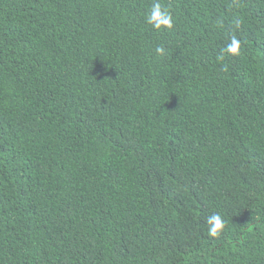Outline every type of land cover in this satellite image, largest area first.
<instances>
[{"label":"trees","instance_id":"1","mask_svg":"<svg viewBox=\"0 0 264 264\" xmlns=\"http://www.w3.org/2000/svg\"><path fill=\"white\" fill-rule=\"evenodd\" d=\"M159 2L0 0V264H264V0Z\"/></svg>","mask_w":264,"mask_h":264},{"label":"clouds","instance_id":"2","mask_svg":"<svg viewBox=\"0 0 264 264\" xmlns=\"http://www.w3.org/2000/svg\"><path fill=\"white\" fill-rule=\"evenodd\" d=\"M146 20L149 25L157 30L162 28L171 29L173 27V17L171 13L166 8L162 7L159 0H154L151 10L146 16ZM240 50L241 41L233 35L222 52H227L231 55H239ZM163 51L164 49L161 47H157L156 49V52L159 54H163ZM206 223L208 225V234L211 237H218L221 231L225 228L227 222L222 214L219 212H213L207 217Z\"/></svg>","mask_w":264,"mask_h":264}]
</instances>
